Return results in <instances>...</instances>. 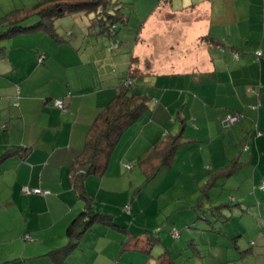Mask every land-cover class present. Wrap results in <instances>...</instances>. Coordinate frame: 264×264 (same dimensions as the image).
Listing matches in <instances>:
<instances>
[{"label": "crops", "instance_id": "1", "mask_svg": "<svg viewBox=\"0 0 264 264\" xmlns=\"http://www.w3.org/2000/svg\"><path fill=\"white\" fill-rule=\"evenodd\" d=\"M160 1L141 21L135 40L127 42L131 50L121 48L116 56L88 50L85 58L66 38L62 43L42 30L1 37L0 264H57L50 253L70 244L68 227L84 208L74 190L73 165L99 114L118 92L119 77L107 69L118 59L121 72H132L150 105L124 130L100 178L122 176L125 163L148 157L139 165L145 177L151 166L159 167L151 180L178 160L205 199L219 188L221 195L226 189L236 192L244 208L234 245L242 256H250L248 264H264V221L257 218L261 206L254 204L264 177L259 138L264 135H256L264 132V0L256 11H248L245 32L234 36L213 31L224 23V0L184 1L178 7L174 0ZM236 4L232 0V18L226 21L232 20L237 30ZM32 41L34 47L27 45ZM39 55L45 56L42 64ZM235 112L240 120L227 124V114ZM175 136L182 144L165 159L164 148ZM244 145L250 146L247 156L241 154ZM90 176L98 175L86 178L97 211L113 215L116 225L94 224L59 264H134L128 252L134 251L132 244L123 242L126 224L103 207L109 202L92 192ZM24 187L50 192L26 194ZM232 206L225 202L220 207ZM241 237L252 246H241Z\"/></svg>", "mask_w": 264, "mask_h": 264}, {"label": "rangeland", "instance_id": "2", "mask_svg": "<svg viewBox=\"0 0 264 264\" xmlns=\"http://www.w3.org/2000/svg\"><path fill=\"white\" fill-rule=\"evenodd\" d=\"M39 1L0 0V36L12 26L9 20L2 19L8 18L13 13L16 14L12 15L13 20L21 22L17 23L18 26L27 25L25 23L30 21L36 22L35 20L39 18L30 12ZM174 1L175 6L178 7L184 1L192 0ZM259 1L236 0V9L241 22L236 30L237 27L235 23H231L232 20L226 21L227 16L232 18L229 9L232 0L229 3L224 0V23L214 26L213 31L217 33L223 30L231 36H234L238 30L245 32L247 13L251 9L256 11V6L260 5ZM109 2L112 13L124 18L125 21L117 20L115 28L112 27L111 31L100 32L96 11L69 12L53 19L52 22L61 36L58 38L60 42L68 41L67 45L79 48L82 50L81 56L85 58L90 55L88 50L100 56L104 55V51H109L112 56H116L121 48L128 46L131 50L132 46L127 45V42L131 43L135 40L141 21L146 20L153 9L161 3L160 0H110ZM26 15L29 17L26 18ZM27 45L34 47L33 41ZM128 54L131 56V52ZM119 60L111 64L108 62L107 69L122 81L128 76V72H121L123 65ZM260 132L264 135L261 130L256 131V135ZM259 138L264 152V136ZM249 150L250 146L244 145L241 154L247 156L250 154L247 153ZM152 151L154 150L147 153L151 154ZM124 167L122 176L112 174L110 180H104L100 175L94 176L95 178L92 175L88 179V184L98 199L109 202L107 205L102 202L103 207L115 214L118 222L126 224V230L122 229V234L125 236L123 242L128 240L126 243L129 246L132 244L134 251L128 252L132 255L134 264H170L171 260L173 264H248L247 259L250 256H242L234 245V239L238 238V233L242 229L240 215L244 208V205L238 206L242 201L237 199L239 196L236 192L226 189L221 195L219 188L214 190L217 195L205 199L201 191L197 190L196 179L190 176L185 164L180 166L178 160H173L171 165H165L151 180L145 177L142 167L136 160L125 163ZM256 189L259 195H256L255 208L261 206V212L264 214V190L257 187ZM225 202L232 204V208L221 209V203ZM262 214L257 215V218L263 222ZM176 231L179 235H175ZM136 235L140 238L138 239ZM239 240L241 246L245 248L248 245L252 246L249 240V244L245 243L242 237Z\"/></svg>", "mask_w": 264, "mask_h": 264}, {"label": "trees", "instance_id": "3", "mask_svg": "<svg viewBox=\"0 0 264 264\" xmlns=\"http://www.w3.org/2000/svg\"><path fill=\"white\" fill-rule=\"evenodd\" d=\"M109 1L110 0H40L34 5L30 12L32 15H36L39 18L37 22L29 26H18L17 23L21 22L20 20H13L12 15H16L13 13L8 18L2 19L3 21L9 20L12 26H14H11L10 30H7L0 38L3 36H13L18 32L42 30L58 39L61 36H59L57 29L52 24L53 19L68 14L69 12H81L83 10L96 11V16L98 18L97 22L102 31H111L112 27H115L117 20H125L112 13V7ZM25 17L28 18L29 16L26 15ZM26 20L29 21L28 19ZM109 23L111 24L109 25ZM44 60L45 56L39 55V63L42 64ZM132 76L134 75H132L131 72L124 80L120 81L116 96L99 114L97 121L89 132L83 152L77 157L73 165L74 190L83 201L84 208L68 227L67 235L71 240L70 244L60 250H55L50 253L57 264L74 249L86 230L91 228L94 224L116 225L113 215L97 211L96 200L87 190L86 178L91 174L100 176L104 174L115 145L124 130L149 109L150 97L137 90V84ZM129 80L132 81L131 84L128 83ZM181 144L180 136L173 137L164 148L166 152L165 159L172 157ZM152 155V152L151 154L149 153V158L152 157ZM148 160V157L142 158L138 164L148 162ZM150 168L151 170L147 173L148 180L153 177L159 167L151 166ZM258 187L259 185L257 188ZM173 263L174 262L171 260L170 264Z\"/></svg>", "mask_w": 264, "mask_h": 264}, {"label": "built area", "instance_id": "4", "mask_svg": "<svg viewBox=\"0 0 264 264\" xmlns=\"http://www.w3.org/2000/svg\"><path fill=\"white\" fill-rule=\"evenodd\" d=\"M261 54H262V52L258 53L259 56ZM237 56H238V54H236V57ZM131 82H132L131 80L128 81V83H130V84H131ZM55 104L58 108L62 109L63 111H67V106L64 104V102L61 99H55ZM254 108H256V106H254ZM240 118H241V114L239 112L229 113V114H227L225 121L229 125H234L240 120ZM258 188L261 190H264V179L259 184ZM23 191L26 193H43V194L49 193L48 191H43L40 188H29V187H24ZM175 235H179V233L176 231Z\"/></svg>", "mask_w": 264, "mask_h": 264}]
</instances>
